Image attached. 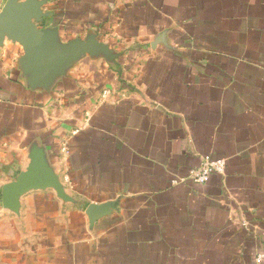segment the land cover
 Segmentation results:
<instances>
[{
  "label": "crops",
  "instance_id": "obj_1",
  "mask_svg": "<svg viewBox=\"0 0 264 264\" xmlns=\"http://www.w3.org/2000/svg\"><path fill=\"white\" fill-rule=\"evenodd\" d=\"M36 2L48 67L0 36V264H264V0Z\"/></svg>",
  "mask_w": 264,
  "mask_h": 264
},
{
  "label": "water",
  "instance_id": "obj_2",
  "mask_svg": "<svg viewBox=\"0 0 264 264\" xmlns=\"http://www.w3.org/2000/svg\"><path fill=\"white\" fill-rule=\"evenodd\" d=\"M38 16V3L36 0H8L0 12V36L7 34L9 37L19 40L25 47L27 57L35 65L37 71L49 66V60H43L38 44V36L31 19ZM33 170L21 174L17 181L11 185L10 192L15 194L30 185H37L41 182H34ZM40 179V178H39ZM48 183L54 184L53 179L47 178ZM31 181V182H30ZM33 181V182H32Z\"/></svg>",
  "mask_w": 264,
  "mask_h": 264
},
{
  "label": "built area",
  "instance_id": "obj_3",
  "mask_svg": "<svg viewBox=\"0 0 264 264\" xmlns=\"http://www.w3.org/2000/svg\"><path fill=\"white\" fill-rule=\"evenodd\" d=\"M73 134L75 133V130L72 132ZM61 151H65V145L60 147ZM225 166V160L217 158H211L208 155H205L202 160L200 165L197 168L191 169L189 171V180L192 183L196 184H203L208 180V177L211 174L217 173L220 174L222 173L223 169ZM262 255H257V259H261Z\"/></svg>",
  "mask_w": 264,
  "mask_h": 264
}]
</instances>
